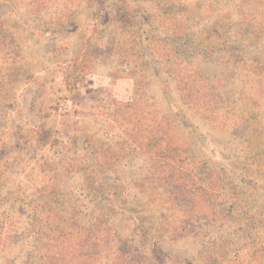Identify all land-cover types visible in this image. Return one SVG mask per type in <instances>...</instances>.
<instances>
[{
	"label": "rangeland",
	"instance_id": "obj_1",
	"mask_svg": "<svg viewBox=\"0 0 264 264\" xmlns=\"http://www.w3.org/2000/svg\"><path fill=\"white\" fill-rule=\"evenodd\" d=\"M167 164L192 203L157 182ZM63 209L62 264H110L77 234L129 220L181 261L223 243L264 264V0H0V264H40Z\"/></svg>",
	"mask_w": 264,
	"mask_h": 264
},
{
	"label": "trees",
	"instance_id": "obj_2",
	"mask_svg": "<svg viewBox=\"0 0 264 264\" xmlns=\"http://www.w3.org/2000/svg\"><path fill=\"white\" fill-rule=\"evenodd\" d=\"M103 5V3H99V7H103L104 11L109 10L107 14L113 13L112 10L114 7ZM116 13L118 14L120 12L116 11ZM122 15L125 16L124 18H128L127 13H122ZM83 69L84 68H79L74 74V77L78 76V74L81 73ZM157 128L160 129L161 137H163L166 141V150L174 151L175 155L190 154L189 150L185 146H179V144L173 142V136L168 135V125L165 122L159 123ZM153 129L154 128H151V131L149 132L152 135L153 132L156 131ZM181 169L183 170V168ZM183 174L184 171L176 170L175 167L167 164L163 168L160 178L157 180L158 183H161L163 191L168 192L170 196L169 200L173 204L187 199L189 200V204L194 201L193 194L191 193V197H189L190 193L186 190ZM113 201L114 204H116L117 198H115ZM210 201H215L216 203L220 202L219 199L215 200L211 198ZM223 203L226 205V202ZM228 209L229 210H227V214H231L229 207ZM123 213L125 214V212ZM212 217H224V213H222L219 209H214L212 211ZM230 219H232V215ZM53 221V232L56 238L42 241L43 237L39 234L40 236L36 240L35 247L41 252L40 264H62V259L64 258V250L62 246L64 245L63 238H65V231L70 227L72 230L77 227L76 223H71V213H69V210L63 209L62 211L56 213V215L53 217ZM64 224L66 226H64ZM135 224H133L132 220H129V225L124 236H118L117 230L115 229H103L101 230L103 233L100 235V239L95 235L94 229L89 227L91 230L88 233L85 231V229H82L77 234L76 243L78 244H76L74 247V253H81L90 250L92 252L90 257L96 258L99 251H107L108 249H112L114 250V255L110 260V264H226L228 262V260H226L228 253L227 251L225 253L226 248L224 247L225 244L223 243L219 245L218 251H210L206 249L207 246H205L206 248H203L199 252L197 259L191 263L172 258L163 252V247L156 237L151 236L148 233L141 234L137 230L132 232V227H134ZM180 224L182 233L187 231L194 232V230H192V224H189L184 220L181 221ZM95 226L96 222L93 223V227ZM136 235H138V238L135 237ZM60 239L62 240L60 243H58ZM258 259V257L253 256L250 258L248 264H261Z\"/></svg>",
	"mask_w": 264,
	"mask_h": 264
}]
</instances>
